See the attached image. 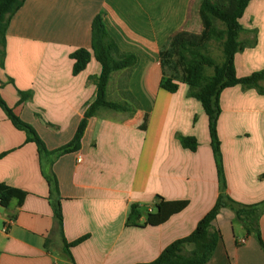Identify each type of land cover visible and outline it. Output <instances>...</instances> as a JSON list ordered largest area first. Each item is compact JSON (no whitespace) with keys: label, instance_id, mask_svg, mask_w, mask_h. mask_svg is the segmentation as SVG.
<instances>
[{"label":"crops","instance_id":"1","mask_svg":"<svg viewBox=\"0 0 264 264\" xmlns=\"http://www.w3.org/2000/svg\"><path fill=\"white\" fill-rule=\"evenodd\" d=\"M201 1L26 0L13 16L5 66H0V93L49 152L73 140L97 98V87L89 80L100 76V63L92 57L74 75L71 54L91 50L98 14L104 13L114 41V59L132 55L137 62L114 71L106 86L108 102L130 109L98 107L76 152L40 154L0 107V184L26 193L21 203L13 199L0 210V264H71L54 211L58 200L66 241L88 236L71 249L75 264L152 262L170 244L189 236L213 208L220 180L208 117L201 103L188 96L187 72L173 42L177 32H202ZM240 24V40L247 46L235 64L237 75L244 77L264 70V0H252ZM164 79L178 83V91L163 89ZM19 91H32V100L20 103ZM220 105L227 193L243 205L260 204L264 96L234 87L222 92ZM178 135L195 137L198 149H185ZM48 177L57 179L58 193L52 194ZM157 195L187 201L188 206L158 227H128L131 206L150 210ZM234 217L224 208L213 222L222 238L207 264H264V249L252 234L236 235ZM140 221L145 222L144 215ZM259 229L264 242V206Z\"/></svg>","mask_w":264,"mask_h":264},{"label":"trees","instance_id":"2","mask_svg":"<svg viewBox=\"0 0 264 264\" xmlns=\"http://www.w3.org/2000/svg\"><path fill=\"white\" fill-rule=\"evenodd\" d=\"M25 1L0 0V66L2 68L5 66L8 27L13 16L22 8ZM251 1L202 0L200 5L202 32L197 35L180 31L173 37L174 45L179 50L181 61L187 72L185 83L189 87L188 96L201 103L208 117L210 142L220 180V194L213 208L199 221L196 229L189 236L170 244L156 260L143 264H207L222 238L221 231L213 227V222L224 208H229L234 212L236 219L240 221L246 233L252 234L264 249V242L259 229V209L264 206V202L257 205H243L227 193L222 142L218 132V122L222 113L220 97L223 91L241 87L243 90L254 89L259 95L264 96V70L239 77L235 64L236 55L247 46L240 40L243 31L240 20ZM212 42H218L222 45L223 61L221 64L215 62L208 54ZM113 47L114 41L104 25V13H100L92 23L91 50L81 48L71 54V59L74 60V75L83 72L92 57L100 63L102 67L100 76L91 77L89 80L97 87V98L85 112L73 140L53 152L47 150L36 130L14 113L0 93V107L13 125L27 134L28 141L37 145L40 154L59 157L80 150L88 121L98 107H108L117 111L130 109L126 104H116L106 100V86L110 75L114 71L131 67L137 62L136 57L132 55L122 60H115L112 56ZM209 69L213 70L212 74H208ZM10 81L12 80L10 79ZM161 87L175 93L179 89V84L171 79H164ZM19 95L20 103L28 102L33 98L32 91H19ZM178 138L185 149L193 152L198 149L199 143L195 137L178 135ZM260 179H264V174L261 175ZM48 183L52 194L59 192L58 181L55 177H48ZM25 196L26 193L21 190L0 184V205L2 207H7L13 199H18L21 203ZM187 206V201H167L162 196L157 195L154 199L153 208L150 210L142 209L140 205L133 204L126 224L128 227H158L168 222L172 216L181 213ZM54 211L63 236V252L71 264H75L71 249L85 242L88 236L67 242L63 234L60 200L54 204ZM143 215L145 222L141 223L140 220ZM188 246H192V249L188 250Z\"/></svg>","mask_w":264,"mask_h":264},{"label":"rangeland","instance_id":"3","mask_svg":"<svg viewBox=\"0 0 264 264\" xmlns=\"http://www.w3.org/2000/svg\"><path fill=\"white\" fill-rule=\"evenodd\" d=\"M208 54L215 60V62H217L218 64H221L223 61V49H222L221 43L212 42L210 44ZM212 73H213V70L209 69L208 74H212ZM2 209L3 207L0 205V210ZM233 227L235 229V233L237 236L246 234L245 229L242 227L240 221H238L236 217H234V220H233Z\"/></svg>","mask_w":264,"mask_h":264},{"label":"built area","instance_id":"4","mask_svg":"<svg viewBox=\"0 0 264 264\" xmlns=\"http://www.w3.org/2000/svg\"><path fill=\"white\" fill-rule=\"evenodd\" d=\"M10 223H11V222H9V224L4 225V227H3V232H4V233H7V232H8ZM240 243H241V244H245V243H246V240H245V239H242V240L240 241Z\"/></svg>","mask_w":264,"mask_h":264}]
</instances>
